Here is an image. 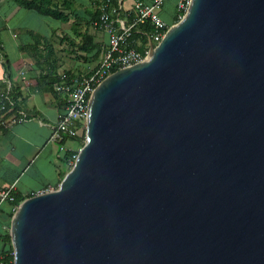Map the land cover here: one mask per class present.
Listing matches in <instances>:
<instances>
[{"label": "water", "instance_id": "obj_1", "mask_svg": "<svg viewBox=\"0 0 264 264\" xmlns=\"http://www.w3.org/2000/svg\"><path fill=\"white\" fill-rule=\"evenodd\" d=\"M149 44L16 206L13 264H264V0H191Z\"/></svg>", "mask_w": 264, "mask_h": 264}, {"label": "crops", "instance_id": "obj_2", "mask_svg": "<svg viewBox=\"0 0 264 264\" xmlns=\"http://www.w3.org/2000/svg\"><path fill=\"white\" fill-rule=\"evenodd\" d=\"M53 2L65 9L62 0ZM75 22L74 18H55L14 0H0V42L5 58L0 61V90L7 76L17 108L28 116L10 128L0 127V189L13 185L14 195L23 199L56 188L67 167L64 154L78 151L82 145L81 138H66L63 149L48 141L62 105L53 83L63 72L88 71L100 59L99 54L90 62L79 50L86 20ZM92 33L98 39L97 32ZM12 210L8 200L0 203V235ZM3 249L1 236L0 255Z\"/></svg>", "mask_w": 264, "mask_h": 264}, {"label": "built area", "instance_id": "obj_3", "mask_svg": "<svg viewBox=\"0 0 264 264\" xmlns=\"http://www.w3.org/2000/svg\"><path fill=\"white\" fill-rule=\"evenodd\" d=\"M73 8L86 10L91 8L95 18L90 21L92 27L104 34L100 47L98 63L88 71L63 72L53 83V90L61 95L62 105L58 120L51 126L49 142L59 143L63 149L66 138H82L86 126L87 104L94 87L113 71L130 66L146 58L150 44L159 43L170 24L160 14L167 0H71ZM75 1L79 2L76 7ZM191 0L174 1V23L186 12ZM71 10V9H70ZM149 23L153 30L143 41L133 35L139 24ZM4 52L0 42V61H4ZM27 113L18 109L13 98L12 81L5 76L0 90V127L10 128L17 122L25 121ZM80 148V147H79ZM78 148V150H79ZM75 155L69 159L71 165ZM13 185L0 189V203L13 202ZM16 207H14L15 209ZM4 230L9 233V226ZM13 251L0 255V264H12L9 255Z\"/></svg>", "mask_w": 264, "mask_h": 264}, {"label": "trees", "instance_id": "obj_4", "mask_svg": "<svg viewBox=\"0 0 264 264\" xmlns=\"http://www.w3.org/2000/svg\"><path fill=\"white\" fill-rule=\"evenodd\" d=\"M14 1L24 7L36 8L44 14L51 15L55 18H62L64 20H66L70 16V14H72L73 12L79 11L76 8H73L74 2L71 0H62L61 5H64L67 11L65 9L62 10V8H60L56 3H54L53 0H14ZM87 13H89L90 16L88 17V20H86V23L88 24V26H90V28L94 29L95 32H97L98 39H95L96 34L92 33L90 29H88L87 32L84 31V33L82 34V43L79 46V50L85 52V56L87 55L86 56L87 59H91V58H96L100 54L101 43L103 42V39L105 37H104L103 32H101L99 29L92 27L90 24V21L95 18V13L94 12L92 13L89 10L87 11ZM174 19H175V15L173 14V21ZM168 24H172V23H168ZM152 30H153V27L149 23L145 25L139 24L138 29L133 31V35L145 41L146 34L148 35ZM78 138L80 139V137ZM81 139H83V137ZM82 144H83V141H82ZM75 154H77V151L66 152L64 154L62 160L67 164V167H66V170H63L61 172V175H60L61 178L71 166L69 164V159L72 157V155H75ZM22 199H23L22 197L15 195V200L13 202L9 201L12 205L13 210L9 214V220L7 222V226H9L10 218L15 210L14 207H16ZM1 236L4 241V249L2 252L13 251L9 233L4 231L0 235V237ZM9 258L12 259V264H13V254H10Z\"/></svg>", "mask_w": 264, "mask_h": 264}, {"label": "rangeland", "instance_id": "obj_5", "mask_svg": "<svg viewBox=\"0 0 264 264\" xmlns=\"http://www.w3.org/2000/svg\"><path fill=\"white\" fill-rule=\"evenodd\" d=\"M174 1L175 0H167L166 3L164 4V6L162 7V10L160 12L161 16L168 22V23H174L173 21V13H174ZM75 5L76 7L79 6V2L78 1H75ZM77 9V8H76ZM80 11H77V12H73L72 14H70L69 17L71 18H74V22L75 21H78V20H81L83 23H84V20H88V17L90 16L89 13H87V11H92L91 8H87L86 7V10H82V9H77ZM77 23V22H75ZM83 27H86L85 31L87 32L88 29H91L90 31L92 32L95 31L94 29L90 28V26H88V24L85 22L83 24ZM92 61V59H90V62Z\"/></svg>", "mask_w": 264, "mask_h": 264}]
</instances>
